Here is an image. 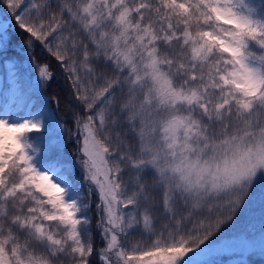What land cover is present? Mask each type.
Instances as JSON below:
<instances>
[{
    "label": "snow or ice",
    "instance_id": "obj_1",
    "mask_svg": "<svg viewBox=\"0 0 264 264\" xmlns=\"http://www.w3.org/2000/svg\"><path fill=\"white\" fill-rule=\"evenodd\" d=\"M0 8V264L264 258V0Z\"/></svg>",
    "mask_w": 264,
    "mask_h": 264
},
{
    "label": "trees",
    "instance_id": "obj_2",
    "mask_svg": "<svg viewBox=\"0 0 264 264\" xmlns=\"http://www.w3.org/2000/svg\"><path fill=\"white\" fill-rule=\"evenodd\" d=\"M4 14V11L2 8H0V16ZM22 55V54H21ZM251 215L255 217V220L253 221V225L255 229L259 228V222H258V209H253ZM237 228L240 230H243L245 228L252 229V227L248 224V217L242 218L241 221L238 223ZM231 259H235V256H230ZM249 264H264V258H261L259 255H253L249 256Z\"/></svg>",
    "mask_w": 264,
    "mask_h": 264
},
{
    "label": "rangeland",
    "instance_id": "obj_3",
    "mask_svg": "<svg viewBox=\"0 0 264 264\" xmlns=\"http://www.w3.org/2000/svg\"><path fill=\"white\" fill-rule=\"evenodd\" d=\"M5 15V13L2 15V16H4ZM2 16H0V17H2ZM0 71H2V69H0ZM259 229V228H258ZM257 229V230H258ZM249 230H252V229H249ZM231 256V255H230ZM235 258H238V255L237 256H235Z\"/></svg>",
    "mask_w": 264,
    "mask_h": 264
}]
</instances>
